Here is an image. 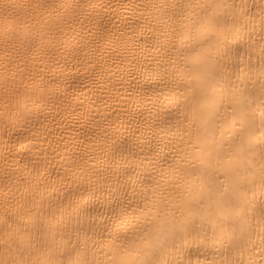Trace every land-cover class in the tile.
I'll return each instance as SVG.
<instances>
[{"label": "bare ground", "instance_id": "6f19581e", "mask_svg": "<svg viewBox=\"0 0 264 264\" xmlns=\"http://www.w3.org/2000/svg\"><path fill=\"white\" fill-rule=\"evenodd\" d=\"M0 264H264V0H0Z\"/></svg>", "mask_w": 264, "mask_h": 264}]
</instances>
